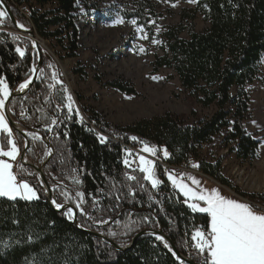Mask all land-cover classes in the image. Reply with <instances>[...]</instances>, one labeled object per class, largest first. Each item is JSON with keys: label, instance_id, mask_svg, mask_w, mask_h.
<instances>
[{"label": "trees", "instance_id": "1", "mask_svg": "<svg viewBox=\"0 0 264 264\" xmlns=\"http://www.w3.org/2000/svg\"><path fill=\"white\" fill-rule=\"evenodd\" d=\"M2 1L26 32L35 33L50 47L61 48L67 58L77 57L78 0ZM0 10L4 11L1 5ZM197 14L209 24L203 32L193 28ZM183 17L189 28L182 23L165 33V54L156 60L155 67L174 70L192 107L213 108L207 118L196 111L190 117L167 113L120 128L79 103L86 122H79L74 113L71 119H65L68 113L64 93L48 87L53 83L51 74L56 65L41 49L44 75L39 74L24 96L14 98L16 104L14 108L10 104V113L22 129L40 137L33 140L31 134L28 136L26 159L44 167L54 199L63 202L61 188L74 201L76 190L85 193L83 207L87 215L81 216L74 204L66 205L77 211L78 224L85 231L49 205L37 175L24 166L32 173L25 178L40 189V199L13 202L0 198V264H179L154 235L137 237L159 231L179 254L199 264L200 257L191 247V232L194 226L207 224L206 214L193 213L187 207L184 197L170 187L162 169H158L162 185L157 189L143 180V173L128 170L122 162V144L138 150L143 147L139 141H143L159 152L166 148L169 163L177 165L197 161L207 150L200 146H209L224 132V143L238 159L256 157L260 143L247 133L245 123L251 119L247 87L258 80L264 58V0H200L191 16ZM185 32L189 36L182 39ZM26 35L8 15L0 21V76L8 80L12 94L24 82L33 63L39 64V54ZM16 47L25 50L24 58L16 53ZM111 86L136 94L133 88L117 82ZM53 119L56 125L51 124ZM13 133L23 144V151L24 138L14 129ZM99 136L107 140L101 143ZM133 136L138 141L130 139ZM50 148L53 155L48 159ZM198 165L199 172L238 196L264 201V196L246 195L235 188L219 163L199 161ZM130 175L138 180L128 179ZM74 178L81 183L75 184Z\"/></svg>", "mask_w": 264, "mask_h": 264}, {"label": "rangeland", "instance_id": "2", "mask_svg": "<svg viewBox=\"0 0 264 264\" xmlns=\"http://www.w3.org/2000/svg\"><path fill=\"white\" fill-rule=\"evenodd\" d=\"M195 8L196 5L187 2H179L176 7H172L170 3L162 0H78L75 16L79 31V51L76 58H67L61 48H53L54 45L50 47L47 42L37 38L40 49H43L56 65L58 79L68 88L84 122L86 118L81 114L79 103L82 107L95 111L109 124L120 128H130L141 120H150L167 113L190 117L192 111H196L200 116L207 118L213 114V108L192 107L174 70H156L155 67L156 60L165 54V33L182 23L189 28L190 24L184 22L187 19L183 16H191ZM117 18H123L125 23L113 27ZM132 19L145 25L149 19L155 20L156 23L147 29L149 40L136 38L137 34L130 23ZM156 25L161 29L157 37L163 42L160 45L151 43ZM208 27L204 17L197 14L193 20L195 32H203ZM188 36L185 32L181 38L187 39ZM140 46L146 49L145 54L138 52ZM153 76L162 79L153 80ZM114 82L133 88L136 94L129 95L119 91L111 86ZM55 87L62 91L61 85ZM247 93L251 119L245 123V128L247 133L260 143L256 157L248 161L238 159L231 147L224 143L223 132L214 138L213 143L198 156L195 163H219L223 175L235 188L243 194L257 197L264 196V58L258 80L247 87ZM25 143L24 139V145ZM18 144L23 146L21 142ZM23 151L21 149L18 161H21ZM161 160L163 157L157 153L153 161L156 163ZM156 166L158 172V163ZM171 172L179 176L188 170ZM195 178L201 181V187L213 189L203 178ZM185 182L192 186L190 180L185 179ZM229 190L240 197L236 192ZM250 200L264 205L263 200ZM254 209L264 213L258 208Z\"/></svg>", "mask_w": 264, "mask_h": 264}, {"label": "snow or ice", "instance_id": "3", "mask_svg": "<svg viewBox=\"0 0 264 264\" xmlns=\"http://www.w3.org/2000/svg\"><path fill=\"white\" fill-rule=\"evenodd\" d=\"M162 2L170 3L172 7H176L179 0H162ZM189 4H199L200 0H186ZM204 8H208L207 4L203 5ZM7 16L5 11L0 10V21ZM125 20L123 18L115 19L113 27L123 25ZM137 34L138 40H149L148 27L155 24V20L149 19L147 24H138L136 19L130 21ZM19 28L27 31L26 27L19 23ZM160 26L156 25V32L151 36V43L153 45H160L163 42L157 37L160 32ZM19 37H14L18 39ZM33 48L37 46L35 43ZM16 53L20 58L25 57V50L21 47H16ZM140 54H145L146 49L140 46L138 49ZM52 67V65H48ZM39 73L40 76L44 75V69L38 68L35 63L29 69V73L26 76L24 82L18 86V91L23 92L28 89L33 83V77ZM59 73L53 71L51 74V80L53 83L49 84V88L55 87V85H61V90L64 93L63 99L66 101L64 107L67 109V115L65 119H71L73 113L79 118V122H83V117L80 116L79 109L75 107V101L70 94L68 88L63 85V82L58 79ZM153 80L162 79V77H151ZM12 97V89L6 78L0 76V198L7 199L8 201H35L39 200V191L35 185L30 183L25 177L32 175L28 169L24 168L22 163H17L18 157L21 156V148L14 137L13 129L9 125V119L6 117V106L11 103L12 108L15 107L16 101ZM26 99V97H25ZM12 108H8V111H12ZM24 115L23 109L21 110V116ZM52 125L57 124V120L51 121ZM48 131H52L51 127H48ZM25 135H29L25 133ZM67 135V133H65ZM33 140L40 139L35 133L31 134ZM101 143H104L107 138L103 136L98 137ZM130 139L138 141V138L133 136ZM143 147L142 152L148 153L151 156H157V149L148 145L143 141H139ZM24 148H28V144L25 143ZM163 157L167 159L169 153L167 149H163ZM126 158L124 159L125 166H130L135 160H129L133 154L130 150L125 149ZM51 150H48L46 155H50ZM138 170L143 173V180L150 182L153 189L158 188L162 183L157 178L156 163L153 160L147 159L144 155H139ZM194 168H198V164L192 165ZM168 181L172 187L184 197V203L193 213L206 214L207 224L193 228L191 232V247L196 250L197 255L200 257L199 264H264V213H261L254 209L248 203L239 202L235 199L227 198L221 194L217 189L207 190L201 187V181L195 177L185 178L182 174L177 176L174 172L166 170ZM130 180H138L136 176H128ZM185 179L191 181L190 186L185 182ZM43 187V182L38 181ZM75 184L79 185L81 181L78 178H74ZM60 195L63 197V202H57L56 199H52V204L57 210L64 209L63 215L69 220H74L77 213L71 206L66 205L74 204L75 209L79 210L81 216L87 215L86 209L83 207L85 203V193L79 190L75 191V201L72 196L65 189H60ZM106 223V221H103ZM114 235V234H113ZM156 240L163 242L164 247L177 258L179 264H186V262L173 251V248L165 240L164 236L156 235ZM31 239V238H30ZM187 243V242H186Z\"/></svg>", "mask_w": 264, "mask_h": 264}, {"label": "water", "instance_id": "4", "mask_svg": "<svg viewBox=\"0 0 264 264\" xmlns=\"http://www.w3.org/2000/svg\"><path fill=\"white\" fill-rule=\"evenodd\" d=\"M0 5H1V7L4 9V11L7 13V15L10 17V19L12 20V22L17 26L18 24H16V21H15L13 15H12L11 10H10V9H9V8L3 3L2 0H0ZM17 28H19V27L17 26ZM19 30L22 31L23 33H26V34L29 36V38L32 40V44L35 43V45L37 46L36 48H34V49L36 50V52L39 54V64L37 65V67H38V68H42L41 49H40V43H39V41H38L37 36L35 35V33H33V32H29V33H28V32L24 31V30L21 29V28H19ZM38 77H39V73H37V74L33 77V83L29 86L28 89H25L23 92H20V91H18V90L14 91L13 94H12V97H10V101L13 100L15 97H21V96H24V95H25V94L31 89L32 85L37 81ZM10 104H11V103H9V104L6 106V109H5L6 117L9 119V125H10V127H11L12 129H14L15 131H17V132L20 134V136H21L22 138H24L25 141H26V143L28 144V148H27V149H24V151H23V155H22L21 162H22L23 166L30 167V168L35 172V174L38 176L39 180L43 182V187H42V188H43L44 194H45V196H46V199H47V202L49 203V205H50V206H51L56 212H58V213H59V212H62V213H63V212H64V209L57 210L56 207L52 204V199H54V196H53V189H52V187L49 185V183H48V181H47V179H46V177H45V174H44V167H37L35 164H33L32 162H28V160L26 159V153L28 152V150H29V148H30V144L27 142V138H28V136L31 134V132H29V131H25L24 129H22V128H21V127H20V126H19V125H18V124L12 119L11 113H10V111H8V108H10ZM25 133H28L29 135H25ZM50 150H51V154L48 156V159L51 158V156L53 155V150H52V148H50ZM26 161H27L28 163H26ZM66 207H68V206H66ZM74 211H76V210L74 209ZM76 213H77V211H76ZM74 225H75L79 230L85 231V230L82 229V228L80 227V225L78 224V221H77V215H76V217H75V219H74ZM86 232H88V231H86ZM88 233H90V234H92L93 236H96V237H98V238H100V239L106 241L102 236H99V235L94 234V233H91V232H88ZM147 233H148V234H152V235H154L155 237H156V235H162V236H164V234H163L161 231H159V232H144V233L138 235L137 237H140V236H142V235H144V234H147ZM137 237H136V238H137ZM164 238H165V240L169 243V245L173 248V251L176 252L177 255H178L179 257H181V258H182L187 264H195V263H194L193 261H191L190 259L185 258V257L182 256L181 254H179V253L176 251L175 247L173 246L172 242H171L166 236H164ZM132 244H133V243H132ZM132 244H131L129 247H131ZM113 247L117 248V247L114 246V245H113ZM117 249H119V248H117Z\"/></svg>", "mask_w": 264, "mask_h": 264}, {"label": "built area", "instance_id": "5", "mask_svg": "<svg viewBox=\"0 0 264 264\" xmlns=\"http://www.w3.org/2000/svg\"><path fill=\"white\" fill-rule=\"evenodd\" d=\"M14 137L16 138L15 134H14ZM122 146L124 147V153H123V158H122V162L124 161V159L126 158V153H125V149H128L132 152V156L131 157H128L129 160H135V162L131 163L130 166H126V168L130 171H139L138 170V159L137 157L134 156V152H135V149H133L132 147L126 145V144H122ZM200 147H203V148H206L207 149V145L204 144V145H201ZM124 163V162H123ZM156 163H158L159 167L166 172L167 171H184V170H188V171H192L194 170L195 168L192 166L193 164H196L195 161H188V162H185V163H181V164H174V165H171L169 163V157L167 159H163L161 161H157ZM125 165V164H124ZM244 201L248 204H250L251 206L255 207V208H258L260 209L261 211L264 212V205L263 204H259V203H256L255 201H249V199H244Z\"/></svg>", "mask_w": 264, "mask_h": 264}, {"label": "crops", "instance_id": "6", "mask_svg": "<svg viewBox=\"0 0 264 264\" xmlns=\"http://www.w3.org/2000/svg\"><path fill=\"white\" fill-rule=\"evenodd\" d=\"M157 150H158V149H157ZM157 153H159L160 156L163 157V152H162V151L159 152V150H158ZM139 155H144L147 159L154 160V157H153V156H151V155L148 154V153L142 152L141 149L135 150V152H134V156H135V157H138ZM163 159H165V158L163 157ZM156 173H157V178L160 179L159 176H158L157 169H156ZM182 175H183L185 178H187V177H189V176H191V177L199 176V177L203 178V180H204L205 182L208 183V186L213 187V189L215 188V189L219 190L223 196H225V197H227V198L235 199V200H237V201H239V202H243V201H244L243 198L237 197V196H235L234 194H232V192H231L227 187L222 186L220 183H218V182L215 181L214 179H212V178H210V177H208V176L202 174L201 172H199L198 168H195V169L192 170V171H188V172H186V173H183ZM165 177H166V179H167V175H165ZM167 181H168V179H167ZM168 183H169L170 187H171L172 189H174L169 181H168ZM161 185H162V183H161L158 187H160ZM156 189H157V188H156ZM174 190H175V189H174ZM181 196H182V195H181Z\"/></svg>", "mask_w": 264, "mask_h": 264}, {"label": "bare ground", "instance_id": "7", "mask_svg": "<svg viewBox=\"0 0 264 264\" xmlns=\"http://www.w3.org/2000/svg\"><path fill=\"white\" fill-rule=\"evenodd\" d=\"M204 150L206 149V148H203ZM26 163H28L27 161H26Z\"/></svg>", "mask_w": 264, "mask_h": 264}]
</instances>
